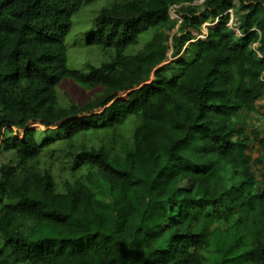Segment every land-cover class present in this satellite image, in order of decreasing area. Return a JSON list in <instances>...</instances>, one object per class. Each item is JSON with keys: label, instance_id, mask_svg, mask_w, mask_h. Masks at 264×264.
<instances>
[{"label": "trees", "instance_id": "trees-1", "mask_svg": "<svg viewBox=\"0 0 264 264\" xmlns=\"http://www.w3.org/2000/svg\"><path fill=\"white\" fill-rule=\"evenodd\" d=\"M94 1L0 0V264H264V0H117L82 72L66 39ZM64 80L91 98L62 105Z\"/></svg>", "mask_w": 264, "mask_h": 264}, {"label": "rangeland", "instance_id": "rangeland-1", "mask_svg": "<svg viewBox=\"0 0 264 264\" xmlns=\"http://www.w3.org/2000/svg\"><path fill=\"white\" fill-rule=\"evenodd\" d=\"M117 0H96L90 4L84 5L78 13L72 16V26L70 33L66 39L68 45V53H67V65L70 68L77 69L82 72H87L86 66L88 64H92L95 66L100 65L103 61H108L110 57L104 56L103 54L94 46L87 45V36H88V28L91 25V19L102 9L105 7H109L113 2ZM194 5L199 6V13L207 14L202 6V1L195 2ZM176 8L171 9L170 16L174 19H177L179 22L181 18L179 14H177ZM242 13V12H241ZM240 13V14H241ZM231 15V22L230 26L233 28L235 33H239L236 27L237 25V17L230 12ZM216 26L215 21L205 22L202 26L200 33L197 34L198 38L204 39L207 33L208 28H214ZM90 29V28H89ZM177 30V29H175ZM193 41H190L191 43ZM142 44H139L135 47L134 50L140 49ZM133 48V47H132ZM131 47L127 49V52H130L132 49ZM102 54V55H101ZM184 57L183 53L175 58H170L174 61H179ZM179 64H177L173 71L168 73L167 77H171L172 72H175L178 68ZM88 91L78 83H75L70 80L62 81L57 87V95L58 99L62 105L70 104L71 102H84L89 97L91 98V94L86 92ZM261 105V104H260ZM264 109H261L258 112L251 113L249 117L246 118L245 128L246 132L252 137L255 138L254 142L252 143V150L251 154L255 157L258 153L255 151L258 147V141L262 136H264V119H263ZM95 141V140H93ZM13 158V155L8 153H0V165ZM43 161H51L55 160V157L49 158V155L45 153L42 157ZM66 176V177H65ZM61 177L68 178L67 175L57 174L56 178L60 180ZM96 184V183H95ZM92 184L90 188L97 194L100 198L97 190L98 186Z\"/></svg>", "mask_w": 264, "mask_h": 264}]
</instances>
